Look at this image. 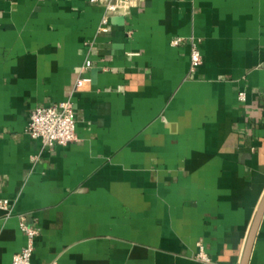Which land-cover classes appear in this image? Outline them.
Listing matches in <instances>:
<instances>
[{
    "label": "crops",
    "instance_id": "obj_1",
    "mask_svg": "<svg viewBox=\"0 0 264 264\" xmlns=\"http://www.w3.org/2000/svg\"><path fill=\"white\" fill-rule=\"evenodd\" d=\"M105 13L0 0V264L27 243L22 214L32 264H203L199 242L241 264L264 196V0H144L102 32ZM68 99L77 141L43 148L31 110Z\"/></svg>",
    "mask_w": 264,
    "mask_h": 264
},
{
    "label": "built area",
    "instance_id": "obj_2",
    "mask_svg": "<svg viewBox=\"0 0 264 264\" xmlns=\"http://www.w3.org/2000/svg\"><path fill=\"white\" fill-rule=\"evenodd\" d=\"M144 0H91L92 3H98L104 6L106 13L103 18V25L100 30L107 32L108 27L106 23L112 15L130 10L138 7ZM182 39L174 40L177 45ZM203 58L195 40L191 42V70L195 71L201 64ZM92 65L88 59L83 66L82 73L84 74ZM82 76L77 80L74 89L78 90L83 83ZM240 100H245V92H240ZM28 134L42 142L43 148H54L56 146H67L77 141L78 136L76 132V114L74 111L73 102L68 99L62 102L43 105L33 108L30 112L29 122L27 126ZM0 209L11 215L13 212V204L8 198H0ZM20 218V229L27 237L26 245L17 252L12 259L11 264H32V257L34 254L36 240L40 235V228L36 224L27 222L26 215L22 214ZM197 260L203 264H210L211 258L206 251L205 245L202 242L198 243Z\"/></svg>",
    "mask_w": 264,
    "mask_h": 264
},
{
    "label": "water",
    "instance_id": "obj_3",
    "mask_svg": "<svg viewBox=\"0 0 264 264\" xmlns=\"http://www.w3.org/2000/svg\"><path fill=\"white\" fill-rule=\"evenodd\" d=\"M264 218V196L252 223L241 264H249L257 233Z\"/></svg>",
    "mask_w": 264,
    "mask_h": 264
}]
</instances>
